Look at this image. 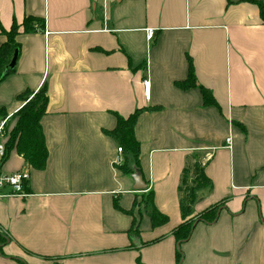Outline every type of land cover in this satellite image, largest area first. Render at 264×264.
Wrapping results in <instances>:
<instances>
[{
  "label": "crops",
  "instance_id": "1",
  "mask_svg": "<svg viewBox=\"0 0 264 264\" xmlns=\"http://www.w3.org/2000/svg\"><path fill=\"white\" fill-rule=\"evenodd\" d=\"M25 16L44 19L43 29L22 32ZM14 22L19 55L0 81V108L10 121L18 96L45 83L48 156L42 170L14 149L5 160L6 172L29 178L26 196L0 198V264H177V187L192 156L210 186L196 191L187 218L222 206L179 244V264H264V23L256 4L0 0V45ZM146 28L155 30L151 39ZM188 59L216 106L203 104L198 87L176 86ZM137 109L144 190L117 168L118 145L105 133L116 114ZM149 191L167 219L158 226L134 204Z\"/></svg>",
  "mask_w": 264,
  "mask_h": 264
},
{
  "label": "trees",
  "instance_id": "2",
  "mask_svg": "<svg viewBox=\"0 0 264 264\" xmlns=\"http://www.w3.org/2000/svg\"><path fill=\"white\" fill-rule=\"evenodd\" d=\"M258 7V12L262 22L264 23V2L262 0H249ZM44 27V19L35 18L33 16H25L22 22V32L30 33ZM18 25L14 22L8 32H4L7 40L0 45V81H2L7 75L15 71L14 68H10V60L16 50H19V45L15 41V37L18 32ZM188 75L182 82H176V86L185 89L189 87H198L202 94V101L205 106H216L217 102L214 101L210 91L203 87L198 86L196 82L195 73L193 72V66L191 59H188ZM21 101V107L12 114L10 121L14 123L11 130L8 132L4 130L7 140L5 142L6 152L9 156L12 149L20 155L24 162L37 170H42L46 165L48 151L45 146V139L41 127V117L46 111V104L48 100L46 92V84L43 83L38 90H25L18 96ZM140 110L137 109L128 117L123 118L119 115H115L117 122L116 126L111 131L105 133L115 139L117 145L122 148V161L117 166L122 173L130 175L135 170L140 173L139 170V147L138 141L133 133V128L137 120V116ZM6 111L0 108V119L6 117ZM9 121V122H10ZM7 123V122H6ZM7 156V157H8ZM133 159V165H129V158ZM181 180L177 187L179 193L180 213L183 222L176 227L173 231V235L176 240V263L179 264L182 257L179 244L190 237V232L193 226L197 222L211 223L217 218L221 203L206 209L197 217H190L193 202L196 197V191L203 187L210 186V180L204 174L203 165L197 156H192L188 159V164L183 169L181 174ZM143 179V176H142ZM134 204H142L145 213L149 216L153 226L161 225L166 222L165 216L160 214L153 204V192L149 191L141 196L139 201ZM115 206L119 208L117 203ZM132 226L130 235L138 233V225L136 221L132 220Z\"/></svg>",
  "mask_w": 264,
  "mask_h": 264
},
{
  "label": "built area",
  "instance_id": "3",
  "mask_svg": "<svg viewBox=\"0 0 264 264\" xmlns=\"http://www.w3.org/2000/svg\"><path fill=\"white\" fill-rule=\"evenodd\" d=\"M155 30L152 28H146V38L151 39L154 36ZM143 95L145 100H149L150 97V80L145 77L141 81ZM7 116L0 120V198L14 197V196H26V186L29 178V171H15L8 173L4 170V163L7 159V152L5 142L7 137L4 132V126L8 121ZM117 163H121L122 148L117 147Z\"/></svg>",
  "mask_w": 264,
  "mask_h": 264
},
{
  "label": "water",
  "instance_id": "4",
  "mask_svg": "<svg viewBox=\"0 0 264 264\" xmlns=\"http://www.w3.org/2000/svg\"><path fill=\"white\" fill-rule=\"evenodd\" d=\"M18 55H19V50H16L9 62V66L10 68H14L16 66V60L18 58ZM131 177L134 178L135 180V183H134V188L137 189V190H144L145 187H146V184L143 182L142 180V176L140 175V173L135 170L133 173H131Z\"/></svg>",
  "mask_w": 264,
  "mask_h": 264
},
{
  "label": "rangeland",
  "instance_id": "5",
  "mask_svg": "<svg viewBox=\"0 0 264 264\" xmlns=\"http://www.w3.org/2000/svg\"><path fill=\"white\" fill-rule=\"evenodd\" d=\"M12 121V120H11ZM7 122L6 124H5V126H4V130H7L8 129V132L11 130V128H12V126L14 125V123L13 122Z\"/></svg>",
  "mask_w": 264,
  "mask_h": 264
}]
</instances>
